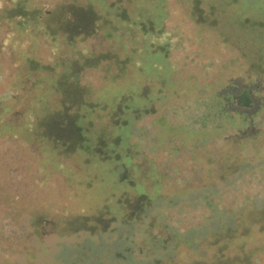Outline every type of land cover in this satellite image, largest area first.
<instances>
[{"label": "rangeland", "instance_id": "rangeland-1", "mask_svg": "<svg viewBox=\"0 0 264 264\" xmlns=\"http://www.w3.org/2000/svg\"><path fill=\"white\" fill-rule=\"evenodd\" d=\"M11 1L0 0V264H264V0H123L146 37L160 35L140 46L130 30L112 34L153 75L135 97L159 79L164 95L126 129L95 116L86 129L106 150L125 141L119 159L88 162L71 153L69 114L46 90L52 72L26 62L52 63L57 47L19 35ZM71 1L28 6L46 15ZM113 38L77 48L118 51ZM108 78L98 64L79 82L94 95ZM142 194L153 201L137 220Z\"/></svg>", "mask_w": 264, "mask_h": 264}, {"label": "trees", "instance_id": "trees-1", "mask_svg": "<svg viewBox=\"0 0 264 264\" xmlns=\"http://www.w3.org/2000/svg\"><path fill=\"white\" fill-rule=\"evenodd\" d=\"M28 1L12 0L10 6L4 8L5 13L11 17L17 33L21 36L26 34L24 36L26 40L35 42L40 35L41 38L38 40L44 39V42L51 44V47H57L52 63H43L39 60L35 62L32 58H26V62H28L29 70L52 72L48 81L49 87L46 90L50 93L58 92L60 94V105L64 108V112L69 114L66 119L72 128L70 133L75 138L72 141L74 145L70 148L72 149L71 153L81 152L86 157L93 154L91 158L97 157L101 160H105L111 155L119 159L122 154L114 146L125 141L123 135H119L116 142L112 141V148L106 150L107 141L103 137V133L99 132L97 136L89 135L86 125L91 124L95 116L104 115L116 127L125 129L130 127L139 116L152 111L153 102L164 95L163 83L165 84V82L161 79L157 80L160 85L150 98L135 97L142 87L145 88L148 86L147 84L153 82L148 80L153 75L143 70L141 56L129 53L131 46L125 44L126 39L121 41V34H118L119 36L114 39L112 34L117 32L119 28L130 30L132 34L134 33L131 35L134 44L137 45L138 43L140 46L148 39H151L150 41L158 39L160 35L154 33L151 38L146 37L143 31L147 30V25L142 22L145 19L137 20L136 13L132 15L128 7L124 5L123 0H98L94 2L84 0L81 4L72 0L55 5L46 15H43L41 8L29 7ZM70 3L76 5L75 8ZM61 7L64 8V12L57 11ZM134 9L136 12L139 11L140 4ZM153 15L154 12H150L149 18L153 19ZM149 18L146 20L148 19V23L152 25L153 20H149ZM141 26H143L142 30ZM98 32H101L106 39L113 38L118 43L119 50L89 49L82 53L81 47L77 48L78 42ZM104 32L107 33L104 34ZM136 33L140 34L142 40L135 39ZM135 45L134 48L138 49L139 47ZM136 51L138 50H135L134 53ZM138 61L139 64L135 65ZM98 64L105 67L109 81L102 85L98 91H95L93 95L87 86L82 85L79 80L84 67ZM129 66L138 67L135 68L136 71H134L132 80L124 78ZM57 67H60L59 71ZM154 77L161 76L155 74ZM141 85L143 86L140 87ZM107 87L110 89L106 90ZM71 109L73 112H70ZM125 135H128V132ZM89 159L90 157H87L85 161L88 162ZM119 165L122 164L115 163L116 168ZM125 175L127 174L123 172L120 180ZM152 201L142 194L134 202H131L132 205L141 208L139 214L135 212L133 214L137 220L142 217L144 207L151 205Z\"/></svg>", "mask_w": 264, "mask_h": 264}, {"label": "flooded vegetation", "instance_id": "flooded-vegetation-1", "mask_svg": "<svg viewBox=\"0 0 264 264\" xmlns=\"http://www.w3.org/2000/svg\"><path fill=\"white\" fill-rule=\"evenodd\" d=\"M192 7V9H193V5L191 6ZM237 18V17H236ZM256 26V25H255Z\"/></svg>", "mask_w": 264, "mask_h": 264}]
</instances>
